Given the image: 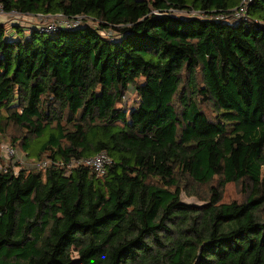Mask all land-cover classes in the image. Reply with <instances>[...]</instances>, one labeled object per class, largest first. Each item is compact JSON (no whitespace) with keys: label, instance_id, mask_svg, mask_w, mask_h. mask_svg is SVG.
Returning <instances> with one entry per match:
<instances>
[{"label":"trees","instance_id":"16d2710c","mask_svg":"<svg viewBox=\"0 0 264 264\" xmlns=\"http://www.w3.org/2000/svg\"><path fill=\"white\" fill-rule=\"evenodd\" d=\"M241 2L0 0L97 25L0 22V133L18 126L16 154L47 157L0 166V264H264V0L210 17ZM193 10L209 17L175 15ZM103 151V173L71 166ZM233 182L244 201L223 200Z\"/></svg>","mask_w":264,"mask_h":264},{"label":"built area","instance_id":"2783aa9c","mask_svg":"<svg viewBox=\"0 0 264 264\" xmlns=\"http://www.w3.org/2000/svg\"><path fill=\"white\" fill-rule=\"evenodd\" d=\"M252 0H242L240 5L233 9L230 13H220L216 15H212L210 17H215L219 20H224L228 22H235L242 19H246L247 17V10L249 2ZM176 16L186 19L188 17H197L200 16L202 18H207L209 15L206 13L200 12V11H188V12H176ZM30 15L28 14H22L17 11L12 12H6L4 7L0 5V22L1 21H16L17 23H20L21 18H26ZM36 18V25L35 28L40 33L45 34H53L57 33L60 30L65 29H75L79 28L82 25L85 24L86 21H89L85 15H76V16H67L65 14L59 13L55 15H31ZM21 26H24V24L20 23ZM91 26V25H90ZM93 27V26H92ZM97 27V25H96ZM93 27V28H96ZM105 37H110L114 33L112 31H103L101 33ZM16 155V151L14 147H12L9 144H2V148L0 151V156L4 158V161L11 160ZM83 163L85 165H89L94 168L95 171L98 173L105 172V166L111 162V159L107 152L103 151L99 154H97L94 157L88 158L83 161H75L73 160L71 163V166H76L79 163ZM44 162H41V166H43Z\"/></svg>","mask_w":264,"mask_h":264},{"label":"rangeland","instance_id":"374dc122","mask_svg":"<svg viewBox=\"0 0 264 264\" xmlns=\"http://www.w3.org/2000/svg\"><path fill=\"white\" fill-rule=\"evenodd\" d=\"M20 23L24 24V27H26L27 31L30 32L32 27H35L36 25V18L33 16H28L21 18ZM84 25H91L93 27H96V24L89 20L86 21ZM48 34V35H55ZM138 95L135 90H132L128 93L127 98L125 99V103L129 108H132L138 104ZM202 108L207 113L209 117L215 118V111L213 110L212 106L209 104H202ZM3 113H6L5 110L2 111ZM5 123H3L4 125ZM25 134L23 129L19 128L18 126L14 124H7L5 126V132L0 133V140L2 144H12L16 148L19 146V141L21 137ZM15 141H18L15 143ZM47 160V157L44 156L41 160H32L29 159L26 155H18L16 154L11 160L4 161L3 159L0 160V166H10L11 163L14 165V169L16 172H18L21 168H35L38 167L42 169L41 162ZM219 180V177H217L212 183L207 185H200L196 186L195 184L190 183L187 186V189H185L182 193V201L189 204H203L204 200L201 198H208L210 196V189L212 186H216L217 182ZM244 190L242 189L241 183H228L226 187L224 188L223 192V200L224 201H232V200H242L244 201L246 199V195L244 194Z\"/></svg>","mask_w":264,"mask_h":264}]
</instances>
